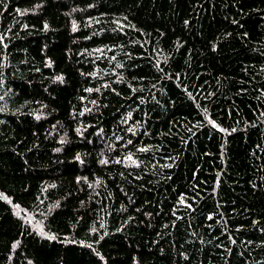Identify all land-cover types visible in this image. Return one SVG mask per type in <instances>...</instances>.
Masks as SVG:
<instances>
[{"label":"trees","instance_id":"trees-1","mask_svg":"<svg viewBox=\"0 0 264 264\" xmlns=\"http://www.w3.org/2000/svg\"><path fill=\"white\" fill-rule=\"evenodd\" d=\"M0 264H264V0H0Z\"/></svg>","mask_w":264,"mask_h":264},{"label":"snow or ice","instance_id":"snow-or-ice-1","mask_svg":"<svg viewBox=\"0 0 264 264\" xmlns=\"http://www.w3.org/2000/svg\"><path fill=\"white\" fill-rule=\"evenodd\" d=\"M75 28H76V25H75V24H73V30H75ZM129 159H131V157H129ZM51 238H53V239H54V237H51Z\"/></svg>","mask_w":264,"mask_h":264}]
</instances>
